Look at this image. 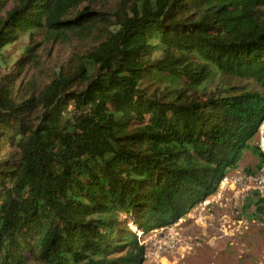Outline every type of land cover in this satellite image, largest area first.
I'll return each instance as SVG.
<instances>
[{
  "label": "trees",
  "instance_id": "trees-1",
  "mask_svg": "<svg viewBox=\"0 0 264 264\" xmlns=\"http://www.w3.org/2000/svg\"><path fill=\"white\" fill-rule=\"evenodd\" d=\"M95 2L0 0V264H145L142 234L216 193L244 149L262 161L264 0ZM40 31L75 49L16 88Z\"/></svg>",
  "mask_w": 264,
  "mask_h": 264
},
{
  "label": "rangeland",
  "instance_id": "rangeland-1",
  "mask_svg": "<svg viewBox=\"0 0 264 264\" xmlns=\"http://www.w3.org/2000/svg\"><path fill=\"white\" fill-rule=\"evenodd\" d=\"M119 1L96 0L93 6L88 5L95 11L111 10ZM25 40L29 42L28 37ZM32 46L33 53L37 56L32 58L30 67L15 72L16 88L23 87L31 76L37 77L41 87L47 85L57 68L68 60L76 42L40 31L34 36ZM223 79L234 84H246L243 79L227 76ZM218 82L219 78H216L211 87ZM258 135L259 131L250 141L253 146L257 144ZM262 161L252 148L244 149L238 166L232 169L229 175L235 177L238 172H256ZM220 190L219 187L217 191ZM258 199L254 192L244 191L243 185L239 184L236 188L229 186L210 209H204L199 204L178 221L177 229L181 233V241L174 251L160 248L155 241L163 237L162 229L172 227L176 223L147 231L141 236L142 240L152 238L145 245L148 254L145 264H264V215H253L257 208L255 201ZM261 205L264 206V202ZM239 210L248 222V228L245 225L240 228L244 233L237 232L239 224L233 221V228L223 226L226 215L235 216V212ZM225 229L235 231L227 233Z\"/></svg>",
  "mask_w": 264,
  "mask_h": 264
},
{
  "label": "built area",
  "instance_id": "built-area-1",
  "mask_svg": "<svg viewBox=\"0 0 264 264\" xmlns=\"http://www.w3.org/2000/svg\"><path fill=\"white\" fill-rule=\"evenodd\" d=\"M256 146L258 147L259 151L262 155V163L261 166L258 168L256 172L252 173H240L236 175L235 177L230 176L229 174L222 180L220 184V191L216 192V194H213L209 196L207 199H205L201 204V207L204 209H210L212 205L216 204L219 201V198L223 196V193L229 186H233L236 188L239 184L243 185L244 191H251L254 192L259 198L264 199V122L259 128V135L256 142ZM237 207V206H236ZM241 210L235 212V216L232 215H226L227 219L223 223L224 228L229 227L233 228V224L231 221H233L235 224H239L238 233H244V231H240L241 226L247 227L248 222L247 220L241 216ZM227 221V222H226ZM228 224V225H227ZM178 222L169 228L162 229L161 232H164L163 237L161 239H157L155 241L156 244L160 246V248L167 250V251H174L176 249V246L180 244L181 241V233L177 229ZM248 228V227H247ZM227 233H233V230L225 229ZM152 238H145L141 239V243L147 245L149 240ZM148 256V254H146ZM146 263V261H145Z\"/></svg>",
  "mask_w": 264,
  "mask_h": 264
}]
</instances>
